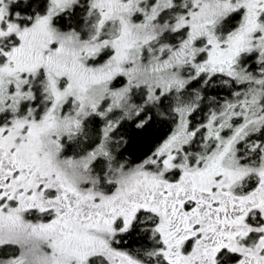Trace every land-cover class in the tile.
Wrapping results in <instances>:
<instances>
[{
	"label": "snow or ice",
	"instance_id": "obj_1",
	"mask_svg": "<svg viewBox=\"0 0 264 264\" xmlns=\"http://www.w3.org/2000/svg\"><path fill=\"white\" fill-rule=\"evenodd\" d=\"M0 264H264V0H0Z\"/></svg>",
	"mask_w": 264,
	"mask_h": 264
}]
</instances>
